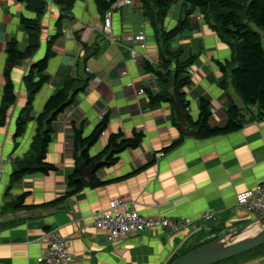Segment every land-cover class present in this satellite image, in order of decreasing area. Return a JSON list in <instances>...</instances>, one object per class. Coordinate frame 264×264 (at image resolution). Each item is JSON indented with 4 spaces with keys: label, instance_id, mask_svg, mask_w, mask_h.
<instances>
[{
    "label": "crops",
    "instance_id": "1",
    "mask_svg": "<svg viewBox=\"0 0 264 264\" xmlns=\"http://www.w3.org/2000/svg\"><path fill=\"white\" fill-rule=\"evenodd\" d=\"M175 6L164 20L166 31L181 16L179 5ZM106 12L110 13L109 38L101 33L102 21L93 0H75L63 19L53 2H44L43 13L36 17L22 0H0V102L5 46L14 40L19 51L24 49L26 34L20 18L36 19L38 26L35 52L10 69L15 101L0 127V264H32L47 247L52 233L67 245V264H169L202 240L223 237L254 220L235 207L234 197L264 183V112L257 116L256 107L244 106L228 78L219 85L223 74L218 65L231 58L228 47L197 12L188 18L189 30L172 42L173 48L181 50L180 61L192 58L189 68L193 74L182 89L190 123L197 119L198 99L202 98L209 104L210 127H224L229 101L239 110L241 124L227 134L183 137L169 101L148 107L144 91L154 95L157 87L154 75L142 69L141 62L156 67L159 61L151 29L140 17L138 1L130 0L129 5L116 9L111 6ZM137 35L143 36V49L131 41ZM51 37V56L44 71L48 80L34 94L23 133L15 137V123L25 104L23 78L31 65L43 58ZM84 47L90 54L97 50L84 59ZM130 52L136 60L130 58ZM86 76L90 77L86 88L51 123L45 162L55 171L10 182L15 163L28 153L34 118L45 100L62 86L64 78ZM103 116L107 119L105 130L87 150L89 157L102 150L110 134L129 138L133 132H140L141 142L137 148L119 153L113 166L97 167L91 186L78 183V191L63 197L69 191L66 177L74 168L70 124L83 122V134L87 135ZM22 195V208L15 209L12 204ZM56 199L57 205L41 207ZM116 199L142 217L187 218L191 225L179 233L152 228L108 243L92 221ZM204 214L212 219L204 220ZM252 228L256 231L253 226L244 232ZM250 258L254 259H244L248 261L240 264H251L260 257Z\"/></svg>",
    "mask_w": 264,
    "mask_h": 264
},
{
    "label": "trees",
    "instance_id": "2",
    "mask_svg": "<svg viewBox=\"0 0 264 264\" xmlns=\"http://www.w3.org/2000/svg\"><path fill=\"white\" fill-rule=\"evenodd\" d=\"M75 0H53L60 9V18L67 15ZM118 0H93L98 15L102 21L104 13ZM140 7V17L151 29L153 39L157 46V58L159 65L152 67L147 61L141 62L142 69L154 75L157 92L151 95L144 91L148 107L156 108L160 103L176 100L180 110L187 121L190 119L185 112L187 102L182 89L189 85V76L186 69L191 65L192 58L180 61V49L173 48L172 42L180 35L189 30V16L197 12L203 23L217 37V39L228 47L231 58L224 65H218L223 74L220 86L230 80L234 92L238 95L244 106L256 107L257 116L264 112V0H137ZM26 9L33 12L36 17L43 13L44 2L39 0H22ZM179 5L181 16L176 24L169 30L164 28V20L173 5ZM20 27L26 34V45L22 51L17 49V43L10 40L5 46V65L3 69L4 85L0 102V127L3 126L6 113L15 101L13 86L10 80V69L22 60L30 57L37 48L38 26L36 19L20 18ZM253 27V29H252ZM256 28L258 31L254 30ZM54 37L47 41V51L42 59L32 64L28 73L23 78L25 87V104L15 123V137L23 133V128L28 120L33 96L40 87L48 80L44 74L46 63L50 58L49 48ZM87 47H84V52ZM92 53H86L84 59L89 58ZM224 70L228 73L224 74ZM90 77L64 78L62 86L49 96L42 105L41 110L34 118L35 132L31 139L28 153L21 161L14 165V172L10 182H16L25 175L42 174L47 175L55 171V168L45 162L46 146L52 134L51 123L68 108L75 100L76 95L82 92ZM208 102L202 98L198 99V116L193 126H198L197 138H208L216 135L231 133L240 128L238 121L239 110L229 101L226 107V123L224 127H210L207 124L209 118ZM107 119L105 116L93 127L87 135L83 134V122L75 125L71 123L72 132V160L74 168L66 177V188L69 190L63 197L69 196L80 189L75 182L77 177L76 165L78 161L84 165L97 163L98 168H109L117 162V155L127 149H135L142 139V133L133 132L129 138H123L120 133L110 134L102 150L96 155L89 157L87 150L97 141L100 134L105 130ZM189 124V125H190ZM178 142H176L177 144ZM175 144L168 147H174ZM99 183H94L98 185ZM22 195L12 204L15 209L22 208ZM59 199L41 207H53L58 204ZM219 236L204 239L185 249L178 257L205 245ZM264 256V244L254 250L245 252L237 257L220 261L215 264H240L248 261L253 256ZM177 257V258H178ZM249 258V259H248ZM176 259V258H175ZM175 259L170 261L171 264ZM248 259V260H244Z\"/></svg>",
    "mask_w": 264,
    "mask_h": 264
},
{
    "label": "built area",
    "instance_id": "3",
    "mask_svg": "<svg viewBox=\"0 0 264 264\" xmlns=\"http://www.w3.org/2000/svg\"><path fill=\"white\" fill-rule=\"evenodd\" d=\"M46 3H52L53 0H43ZM130 0H118L112 5L114 9L129 5ZM110 13L106 12L102 19L101 33L109 38L110 35ZM143 36L137 35L132 37V42L138 43L140 48H144L141 44ZM130 58L137 59V56L130 52ZM85 72L91 73L89 68L84 69ZM187 75L190 77L193 72L190 68L186 69ZM95 81V80H94ZM141 93V91H138ZM102 118V117H101ZM1 169V167H0ZM235 207L251 214L254 220L264 216V183L255 186L253 189L240 191L234 197ZM204 220H211L210 214L202 215ZM93 227L102 232L104 239L108 243H112L120 237L126 235H137L144 233L152 228L161 230H169L172 233L185 231L190 225L191 220L187 218L165 219V218H146L138 215L136 212L128 208V205L121 200H112L108 202L107 209L96 214L92 221ZM70 255L67 245L56 234H49L47 247L41 255L34 259L32 264H67ZM251 264H264V256L253 260Z\"/></svg>",
    "mask_w": 264,
    "mask_h": 264
},
{
    "label": "water",
    "instance_id": "4",
    "mask_svg": "<svg viewBox=\"0 0 264 264\" xmlns=\"http://www.w3.org/2000/svg\"><path fill=\"white\" fill-rule=\"evenodd\" d=\"M169 102L173 109L174 123L180 129L182 136L188 138L194 137L199 129V125L195 127L190 126L185 120L177 101L169 98ZM97 167V163L85 166L82 162L78 161V177L75 179V182L79 183L82 187L91 186L92 174L97 170ZM253 226L257 228L254 233L243 238H238L247 228ZM263 244L264 216L251 221L234 232L176 258L171 264H215L253 250Z\"/></svg>",
    "mask_w": 264,
    "mask_h": 264
},
{
    "label": "bare ground",
    "instance_id": "5",
    "mask_svg": "<svg viewBox=\"0 0 264 264\" xmlns=\"http://www.w3.org/2000/svg\"><path fill=\"white\" fill-rule=\"evenodd\" d=\"M254 228H252L251 230H249V231H246V232H244V233H242L240 236H239V238H243V237H245V236H247V235H249V234H251L253 231ZM255 232V231H254ZM253 232V233H254Z\"/></svg>",
    "mask_w": 264,
    "mask_h": 264
},
{
    "label": "rangeland",
    "instance_id": "6",
    "mask_svg": "<svg viewBox=\"0 0 264 264\" xmlns=\"http://www.w3.org/2000/svg\"><path fill=\"white\" fill-rule=\"evenodd\" d=\"M174 8H176V6L175 5H173L171 8H170V10H173ZM252 29H253V27H252ZM254 30H256V31H258L259 32V30H257L256 28H254ZM238 100V99H237ZM257 229V228H256ZM253 231V230H252Z\"/></svg>",
    "mask_w": 264,
    "mask_h": 264
}]
</instances>
